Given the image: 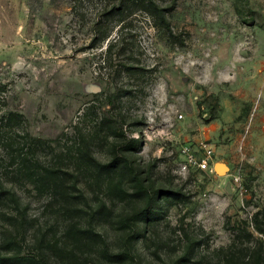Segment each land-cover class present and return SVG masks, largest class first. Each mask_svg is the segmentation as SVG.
<instances>
[{
    "label": "rangeland",
    "instance_id": "374dc122",
    "mask_svg": "<svg viewBox=\"0 0 264 264\" xmlns=\"http://www.w3.org/2000/svg\"><path fill=\"white\" fill-rule=\"evenodd\" d=\"M159 1L173 34L137 10L100 42L92 27L100 0H85L78 11L72 0H0V114L21 113V135L51 141L34 149L45 162L66 153L81 129H101L105 137L92 144L100 161L112 158L114 144L135 140L127 153L144 181L176 197L169 203L162 193L152 224L140 221V264H220L227 250L264 256L254 218L264 226V0ZM115 38L109 65L105 51ZM123 63L138 72L123 71ZM104 117L123 124L122 143L102 128ZM6 163L0 178L20 198L22 253L45 251L55 262L53 245L62 244L70 221ZM81 187L89 203L82 221L103 199L111 214L101 211L93 223L116 248L115 218L144 199L112 200ZM4 225L0 255L16 237Z\"/></svg>",
    "mask_w": 264,
    "mask_h": 264
},
{
    "label": "trees",
    "instance_id": "16d2710c",
    "mask_svg": "<svg viewBox=\"0 0 264 264\" xmlns=\"http://www.w3.org/2000/svg\"><path fill=\"white\" fill-rule=\"evenodd\" d=\"M72 2V7L78 11L82 9L85 0H72ZM137 10L148 14L154 27L166 28L170 34H173L166 10L159 0H100V8L92 25L95 40L100 42L106 40L110 36V28L114 22L125 23L128 16ZM122 26L123 24L121 29ZM113 40L108 43L105 51V59L109 65L113 62L114 49L120 43L119 39ZM122 50L124 51V47ZM122 66L123 71L128 73L138 72L136 71L138 69H134L136 67L128 63H123ZM24 122L25 118L21 113L8 111L0 114V144L4 147L5 153V155L0 154V162L8 159V163H4L12 166L16 174L29 181L39 192L48 193L49 197L61 206L64 216L70 223L64 233L62 244L53 245L55 262L48 258L45 251L22 253L21 242L18 241V236L24 233L20 198L15 191L6 187L0 178V223H5L4 226L8 228L14 226V231L8 232L11 236L16 235L7 241V250L4 255H0V264H90L88 256L91 253L98 256L95 264H140L136 246L140 235V221L145 218L152 224L155 219V215L152 214L157 213V208L163 199L160 196L162 193H166L164 197L166 202L176 197L170 194L171 190H163L144 181L139 168L127 153L128 147L135 140L130 139L129 145L122 143L125 138L123 124H119L111 117H104L99 121L102 128L109 129L110 134L116 138L115 143L118 140L122 143L118 147L117 144L113 145L117 150L108 161H100L92 151V144L100 142L105 137L99 133L101 129L93 131L92 134H87L81 129L77 131L71 147L65 149L66 153L56 154L52 162H45L39 158L34 149H42L51 141L32 136L28 131L21 135L19 130ZM106 137L109 139L107 134ZM65 160L76 165L82 176L81 179L76 172L75 175L70 172L71 168ZM127 175L132 177L131 187L127 186L129 185ZM82 181L92 193L102 192L112 200L144 199L142 206L115 218L113 226L120 234V242L116 248L110 245L93 223L99 212L103 211L102 213L107 217L111 214L103 199H100L98 209L88 214L87 222L82 221L87 214L85 205L89 204L86 188L84 190L81 187ZM254 218L257 230L264 233V226L258 219V213ZM190 250L191 248H188L186 251L185 259L188 258L186 256ZM238 254L240 253L227 250L220 264H262L264 260L263 253L259 250L247 258L237 256Z\"/></svg>",
    "mask_w": 264,
    "mask_h": 264
},
{
    "label": "built area",
    "instance_id": "2783aa9c",
    "mask_svg": "<svg viewBox=\"0 0 264 264\" xmlns=\"http://www.w3.org/2000/svg\"><path fill=\"white\" fill-rule=\"evenodd\" d=\"M203 167H206V161H204V163L202 164Z\"/></svg>",
    "mask_w": 264,
    "mask_h": 264
}]
</instances>
